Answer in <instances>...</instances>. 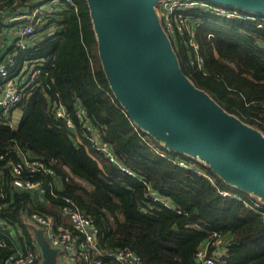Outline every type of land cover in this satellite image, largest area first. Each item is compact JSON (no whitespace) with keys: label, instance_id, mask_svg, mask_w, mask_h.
Instances as JSON below:
<instances>
[{"label":"trees","instance_id":"obj_1","mask_svg":"<svg viewBox=\"0 0 264 264\" xmlns=\"http://www.w3.org/2000/svg\"><path fill=\"white\" fill-rule=\"evenodd\" d=\"M72 1L54 11L51 22L57 31L32 38L11 72L22 74L35 62V68L42 69L33 83L23 84L21 102L8 116H0V262L18 253L8 238L18 233L24 249L19 252L32 248L39 264L33 215L62 221L60 208L72 197L94 217L97 241L104 249L132 248L144 264H197L196 250L214 231L225 238L230 263L264 264V216L242 200L257 195L225 181L198 156L170 149L136 124L103 68L88 1ZM12 2L0 0V7L8 3L7 12L13 11ZM9 27L0 22L1 37ZM195 29L204 65L200 69L192 64V53L180 38L174 46L183 72L224 109L264 134V24L229 19ZM4 46L0 42V57ZM4 85L0 80V98ZM58 105L73 120L74 133L56 114ZM80 106L86 126L76 116ZM19 109L21 118L13 125L10 118ZM90 130L106 140L134 174L108 161L86 136ZM24 155L52 168L47 174L24 171L45 191L13 185L11 162ZM147 184L170 206L145 196Z\"/></svg>","mask_w":264,"mask_h":264},{"label":"water","instance_id":"obj_2","mask_svg":"<svg viewBox=\"0 0 264 264\" xmlns=\"http://www.w3.org/2000/svg\"><path fill=\"white\" fill-rule=\"evenodd\" d=\"M87 1L103 68L136 124L264 200V134L224 109L183 72L156 11L161 0ZM209 1L264 14V0ZM70 131L75 132L74 126ZM33 232L40 264H58L60 248L43 228L33 227ZM97 247L104 249L99 242Z\"/></svg>","mask_w":264,"mask_h":264},{"label":"built area","instance_id":"obj_3","mask_svg":"<svg viewBox=\"0 0 264 264\" xmlns=\"http://www.w3.org/2000/svg\"><path fill=\"white\" fill-rule=\"evenodd\" d=\"M64 3L74 4L72 0H13L12 6L16 7L13 11L7 12L10 5L8 3L0 7V22L5 26H10L7 29L12 30L14 37L10 52L4 59L0 57V80L5 82L3 95L0 98V116H8L23 99L25 92L23 84L33 83L42 72L41 68H35L37 64L35 62L28 69L23 70L25 73L23 71L22 74L11 73L18 57L29 48L32 38L44 37L46 34L51 35L57 31L58 25L54 24L56 22H51V19L57 6ZM156 11L164 31L173 44L175 45L182 38L192 53V64L200 69L204 65V56L200 53L201 44L195 35L197 25L208 22L222 23L229 19L246 20L258 26L264 24L262 13L209 0H161L156 5ZM55 112L58 116L68 120L69 126H74L73 120L62 105H58ZM76 116L82 121V125H87L88 119L83 107L76 109ZM86 136L108 161L116 164L122 171L130 175L134 174L132 169L120 161L113 147L100 138L94 130L87 131ZM25 156H22L18 162H11L14 172L13 185L22 189L40 188L45 191L40 181L25 177L24 171L27 169L30 172L40 171L47 174L53 172L52 168L41 159H30ZM177 163L182 166L186 165L182 160ZM222 193L226 195L228 191L224 190ZM3 196V191L0 190V210L3 207L1 203ZM145 196H150L153 200L170 206V203L163 196L152 191L148 184ZM65 200L66 203L61 206L59 213L62 221H58L56 216L42 214H34L32 218L35 225L44 229L51 244L60 248L58 264H66V260L74 264H144L141 255L129 247L100 250L97 247L98 226L94 217L74 204L72 198L66 197ZM242 200L247 208L254 209L264 216V200L260 197L259 199L245 198ZM1 225L3 221L0 220ZM102 250H106L105 253H102ZM230 256L225 246V238L216 231L201 242L195 253V257L199 260L197 264H232L229 261ZM37 261V253L31 249L27 252L9 253L4 256L0 264H37Z\"/></svg>","mask_w":264,"mask_h":264},{"label":"crops","instance_id":"obj_4","mask_svg":"<svg viewBox=\"0 0 264 264\" xmlns=\"http://www.w3.org/2000/svg\"><path fill=\"white\" fill-rule=\"evenodd\" d=\"M1 37V36H0ZM13 33H12V30L11 29H7L6 31L3 32V37H1L0 39V42L2 45H6L4 46V53L1 55V59H4L6 56H7V53L10 52V49H11V42L13 40ZM43 38V37H42ZM14 113H18V114H21L20 113V109L18 111H14ZM151 187V186H150ZM152 191H155L153 188H151ZM156 192V191H155ZM72 198V197H71ZM73 200V198H72ZM74 204H75V201L73 200ZM33 227H38V228H41L37 225H34L32 226V232H33ZM34 234V232H33ZM8 238H10V241H11V247L15 248V251L16 252H19V251H23L24 249L22 248V245H21V242H20V238L18 236V233H13V234H9L8 235ZM2 245L4 243H1ZM32 249V248H31ZM66 264H74V263H71L69 260H66L65 262Z\"/></svg>","mask_w":264,"mask_h":264},{"label":"rangeland","instance_id":"obj_5","mask_svg":"<svg viewBox=\"0 0 264 264\" xmlns=\"http://www.w3.org/2000/svg\"><path fill=\"white\" fill-rule=\"evenodd\" d=\"M20 118H21V114H18V113L14 114L13 117H12V120H11L12 124H13V125L18 124ZM85 121H86V120H85ZM81 122H82V121H81ZM66 123H68V120H66ZM73 123H74V122H73ZM163 141H164V140H163ZM164 142H165V141H164ZM207 177H208V176H207ZM210 179H211V178H210ZM251 198H253V199H259L258 196H256V197H251Z\"/></svg>","mask_w":264,"mask_h":264}]
</instances>
